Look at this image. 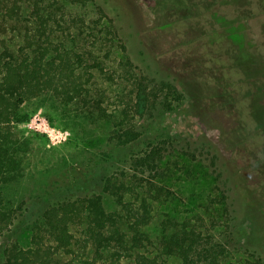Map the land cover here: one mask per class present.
<instances>
[{"label":"rangeland","instance_id":"obj_1","mask_svg":"<svg viewBox=\"0 0 264 264\" xmlns=\"http://www.w3.org/2000/svg\"><path fill=\"white\" fill-rule=\"evenodd\" d=\"M154 1L40 0L41 15L52 19L48 38L40 43L52 49L51 58L58 50L70 56L84 75V89L71 101L43 92L21 108L23 116L40 114L70 137L53 145L24 124H14L22 169L15 181L0 186V202L14 215L0 240V264L8 244L33 247L43 211L52 204L99 194L107 212L121 211L104 184L124 180L123 171L126 176L132 172L130 151L113 148L110 141L117 130L138 121L132 108L139 70L157 81L173 82L183 94L173 110L138 122L143 135L131 151L139 155L150 144L166 148L164 181L171 192L152 205L144 230L150 239L147 256L157 264H182L178 256L163 251L161 239L186 226L224 249L220 264H264V93L244 101L241 140L222 132L233 123L226 119L231 107L209 97L218 90L212 73L225 72L213 65L220 58L213 56L219 35L230 46L244 42L256 47L258 57L251 59L245 74L264 81V0H195L196 7L179 6L171 13L165 11L169 5L164 9ZM2 12L0 38L9 52L15 57L29 53L27 36L39 28L33 6L24 4L14 19ZM242 30L245 36L237 42L235 32ZM81 230L71 229L76 251L66 259L74 264L93 259L79 251Z\"/></svg>","mask_w":264,"mask_h":264},{"label":"trees","instance_id":"obj_2","mask_svg":"<svg viewBox=\"0 0 264 264\" xmlns=\"http://www.w3.org/2000/svg\"><path fill=\"white\" fill-rule=\"evenodd\" d=\"M154 2L164 6V9L169 5L165 9L167 13L179 6L187 10L196 7L195 0ZM24 4L33 6L35 22L39 24L37 34L27 36V47L31 51L15 57L0 38V47H3L0 52V186L15 181L22 169V148L14 127V124L20 126L30 119L27 115L23 116L22 106L47 91L71 101L78 98L84 89V75L78 73L70 56L56 50L58 55L51 58L52 49L40 43L42 37L48 38L46 27L52 21L41 15L40 0H0V11L5 17L19 18ZM225 20L228 21L226 17ZM242 32H235L237 42L243 40L245 33L242 35ZM224 38L222 35L218 37L213 56L220 58L214 60L213 65L217 64L225 72L220 75L212 73L218 90L209 97L213 102V98L217 97L225 108L231 107L230 111L233 112H227L226 119L233 123L227 132L225 129L222 132L239 140L238 130L246 123L242 116L244 101L258 92L264 93V87L260 86L264 81L245 74L251 59L258 57L256 47L252 49L244 42L239 46H230ZM225 63L233 64V68H228ZM135 77L132 109L134 119L138 121L117 130L110 141L113 148L130 151L133 173L126 176L127 171H123L124 180H107L104 184V192L116 199L121 211L107 212L103 197L99 194L52 204L43 211V223L33 236V247L23 249L15 242L8 244L4 250L3 264H74L73 260L66 259L74 256L76 251L75 236L71 233L74 227L82 228L79 251L82 250V255L90 253L93 256L91 261L84 260L85 264H157L156 259L146 254L150 239L144 230L151 220L153 203L171 192L164 181L167 176L164 168L166 148L162 144H150L139 155L131 151L143 135L138 122L151 120L160 111L173 110L183 94L173 82L164 78L157 81L141 70L135 73ZM232 89L234 92H231ZM247 133V128H244L243 140ZM135 172L141 176H135ZM158 177L160 184L157 183ZM13 219V213L0 202V240L10 229ZM186 228L182 226L176 232L165 234L161 239L163 251L178 256L182 264H220L219 258L224 255V249L205 242L206 238L201 233L188 232Z\"/></svg>","mask_w":264,"mask_h":264},{"label":"built area","instance_id":"obj_3","mask_svg":"<svg viewBox=\"0 0 264 264\" xmlns=\"http://www.w3.org/2000/svg\"><path fill=\"white\" fill-rule=\"evenodd\" d=\"M28 130L45 136L53 145L63 144L68 141L70 134L67 131L52 126L48 119L40 114L24 124Z\"/></svg>","mask_w":264,"mask_h":264}]
</instances>
